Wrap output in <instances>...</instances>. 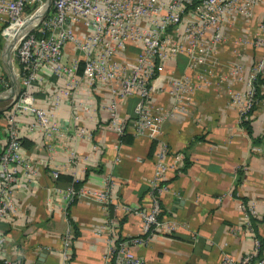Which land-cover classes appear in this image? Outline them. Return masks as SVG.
<instances>
[{
  "label": "crops",
  "instance_id": "1",
  "mask_svg": "<svg viewBox=\"0 0 264 264\" xmlns=\"http://www.w3.org/2000/svg\"><path fill=\"white\" fill-rule=\"evenodd\" d=\"M261 9L262 4L254 5L251 16L238 18L235 31L218 48L221 62L243 65L242 79L235 77L231 82L238 91L246 89V76L261 51L260 45L251 42ZM184 71H188L185 55L178 54L165 62L157 82L164 87L171 76ZM2 74L9 86L0 88V109L5 110L0 116V150L6 140L4 122L10 101L6 95L10 75L0 55ZM61 82L58 75L41 67L39 77L29 86L35 103L46 102L49 114L64 125L48 144L40 128H29L31 113L17 114L20 150L34 173H16L11 191L15 210L8 219L0 218L4 236L0 264L4 257L18 264H103L109 237L133 235L144 238L130 247L145 264H219L222 254L239 258L248 252L252 236L264 242V83H258L259 97L245 118L240 119L237 108L227 102L228 83L224 81L216 87L200 85L182 110L164 119L161 138L166 158L171 161L178 154L179 167L164 174L167 190L158 194L160 224L144 232L140 214L118 205L139 211L150 206L147 181L155 144L130 132L135 96L118 100L119 113L127 119L120 137L105 125L107 112L102 103L107 96L95 91L91 110L80 111L75 123L69 103L51 101ZM82 96L81 91L76 94L79 99ZM153 96L169 104L163 91L156 90ZM77 124L89 137L76 133ZM69 148L76 154L71 161ZM53 167L59 169L55 179L49 173ZM107 178L111 181L106 204L85 194L67 202L53 188L49 195L46 191L47 186L65 188L74 183V187L100 188ZM167 222L173 227L168 228Z\"/></svg>",
  "mask_w": 264,
  "mask_h": 264
},
{
  "label": "built area",
  "instance_id": "2",
  "mask_svg": "<svg viewBox=\"0 0 264 264\" xmlns=\"http://www.w3.org/2000/svg\"><path fill=\"white\" fill-rule=\"evenodd\" d=\"M45 3L46 0H0V24H7L4 28L22 23L38 11L37 18L20 34L12 51L18 88L9 101L4 122L6 140L0 150V218L8 219L15 210L11 191L16 173H34L20 150L18 112L32 114L29 128H40L47 144L64 127L62 121L49 114L46 102L35 103L29 91L41 67H47L62 79L51 101L69 103L74 109L75 123L79 121L80 111L91 110L96 91L107 96L102 103L107 112L106 127L121 135L126 130L127 119L119 113L118 100L135 96L130 132L132 136L155 141L153 168L147 181L150 206L147 211H139L129 205H118L139 213L142 231L149 232L160 224L158 194L167 190L164 174L170 168L177 169L180 161L178 154L171 161L166 158L167 148L161 138L164 119L182 110L200 85L216 87L226 81L227 102L237 108L240 119L247 116L255 102L254 79L264 73V0H49L42 12ZM258 4H262V9L251 42L260 45L261 51L246 76V89L238 91L231 82L235 77L242 79L243 65L221 62L218 48L226 35L235 31V21L251 16L252 7ZM28 7L35 8L25 16ZM231 51L235 54V38L231 39ZM178 54L185 55L188 71L171 76L162 87L157 77L165 62ZM156 90L166 93L170 99L168 105L155 100ZM80 91L83 99L76 97ZM76 133L90 135L78 124ZM75 156V150L69 148V161ZM49 173L55 179L59 169L53 167ZM72 179L76 181L74 176ZM110 181L107 178L100 188L70 184L65 188L47 186L46 191L49 195L53 188L67 202L85 194L106 204ZM167 226L172 228L173 223L167 222ZM3 238L0 234V242ZM251 238L248 252L239 258L222 254L219 264H264V242L255 236ZM143 240L139 235L118 240L109 237L103 264L110 260L113 264H145L130 247ZM2 264H18V261L4 257Z\"/></svg>",
  "mask_w": 264,
  "mask_h": 264
},
{
  "label": "rangeland",
  "instance_id": "3",
  "mask_svg": "<svg viewBox=\"0 0 264 264\" xmlns=\"http://www.w3.org/2000/svg\"><path fill=\"white\" fill-rule=\"evenodd\" d=\"M34 8L35 7H33V8H29L28 7L26 9V11H25V16L30 14L34 10ZM6 25H7L6 23L0 24V55H1V57L3 56L2 53H3L4 47L6 46L5 43L8 41L10 36L15 32V28H8V29H6L7 27L4 28ZM5 29H6V31H5ZM13 48L11 49V63H12V66H14L16 64L14 56L12 55ZM0 77H1V79H0V88L8 87L9 83H8L6 75L2 74V76H0ZM17 88H18V86H17Z\"/></svg>",
  "mask_w": 264,
  "mask_h": 264
},
{
  "label": "bare ground",
  "instance_id": "4",
  "mask_svg": "<svg viewBox=\"0 0 264 264\" xmlns=\"http://www.w3.org/2000/svg\"><path fill=\"white\" fill-rule=\"evenodd\" d=\"M38 11L34 12L29 19H25L22 23H12L8 28H15V32L10 36L8 41L5 43V47L2 53V58L5 59L4 55L6 56L8 51H11V49L14 47L18 37L20 34L37 18ZM5 29V31H6Z\"/></svg>",
  "mask_w": 264,
  "mask_h": 264
},
{
  "label": "water",
  "instance_id": "5",
  "mask_svg": "<svg viewBox=\"0 0 264 264\" xmlns=\"http://www.w3.org/2000/svg\"><path fill=\"white\" fill-rule=\"evenodd\" d=\"M49 4V0H46V3L44 4L43 8H42V12L45 11L47 5ZM6 68L8 69V73L10 75V87L9 89L6 91V95L7 97H13L15 94V87L17 86V78L14 74L13 71V67H12V63H11V51H8L6 54V58L3 60Z\"/></svg>",
  "mask_w": 264,
  "mask_h": 264
},
{
  "label": "trees",
  "instance_id": "6",
  "mask_svg": "<svg viewBox=\"0 0 264 264\" xmlns=\"http://www.w3.org/2000/svg\"><path fill=\"white\" fill-rule=\"evenodd\" d=\"M258 83H264V77H261L260 75H257L256 78L254 79V99H255V101H256L257 98L259 97V93H258ZM253 106H254V103H253V105L251 106V109L253 108ZM251 109H250V110H251ZM4 111H5V110L0 109V116L4 113ZM244 122H245V120L243 121V123H244ZM125 131H126V130H125ZM125 131H124L121 135H119V136L122 137V136L125 134ZM151 143H153V145H154V144H155V141L152 140ZM75 185H76V183H74V186H75ZM159 214H160V211H159L158 214H157V218H158ZM116 240H118V239H116ZM108 264H113V261L110 260Z\"/></svg>",
  "mask_w": 264,
  "mask_h": 264
}]
</instances>
